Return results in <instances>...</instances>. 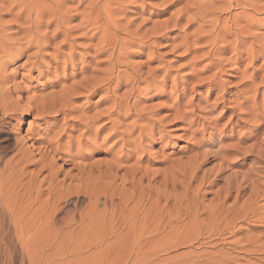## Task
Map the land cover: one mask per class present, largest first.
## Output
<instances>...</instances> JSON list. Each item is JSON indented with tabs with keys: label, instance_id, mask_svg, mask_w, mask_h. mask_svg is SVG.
<instances>
[{
	"label": "bare ground",
	"instance_id": "bare-ground-1",
	"mask_svg": "<svg viewBox=\"0 0 264 264\" xmlns=\"http://www.w3.org/2000/svg\"><path fill=\"white\" fill-rule=\"evenodd\" d=\"M77 1L75 9L83 8V10L77 12L79 21L71 25L65 23V20L68 19L67 16L60 13L52 15L54 23L44 20L43 0H0V59H2L0 60V217L13 216L12 205L22 204L24 206L26 203L27 206V203L30 202L31 204L39 199L45 190L49 199L47 205L50 206L52 202L48 217H57L58 214L66 211V209L63 210V203L72 201L71 195L76 194L78 196L79 186L85 185L82 184L81 174L96 172V180L93 179L95 183L98 182L97 177L103 182L104 177H107V169H105L107 161L110 163L116 158L115 162L113 160L114 163L111 164L112 166L117 165V160L123 159L121 156L124 153H121V151L126 148L127 144L133 145L135 149L140 151L142 150L141 145L144 138L150 135L157 125H160L161 130L163 129L164 126H161L162 121L172 116L178 109H172L171 112L168 110L170 113L167 116L158 118L155 113H150L146 108L138 106L140 99L133 96L134 92L139 89L138 86L144 84L146 86H144L145 90L156 86L157 77L159 76H157L155 69L143 71L142 66L130 62L128 56L151 48L157 39L166 33L167 29L177 28L181 22L184 23L183 33L185 34L186 30H190L188 36H184V43H187L185 49L188 52L197 47L196 43L204 41L207 49L198 57L202 61H206L202 66L204 70L211 71L213 69L208 77L212 81L220 78L221 72L225 71L226 66L241 62L243 54H247L246 60L249 64H253L260 56L264 57V39H261L259 34L252 31L258 23L264 21V0H218L202 3L199 0H174L166 8L168 12V9L174 7L169 12L168 17L162 21L153 22L151 30L145 29L142 34H140V31L143 29L142 22L144 20H141V16L137 18L141 20L137 23L134 20L135 18H129L126 16L127 12L125 11L126 14L124 12L125 7H127L125 3L128 2L132 6L138 0L127 2L113 0L116 4L114 6L110 0ZM66 10L70 11L69 8H66ZM232 10H236V12H232ZM252 14L263 16L261 20H256L254 19L256 16L253 17ZM4 15H10L12 18L4 20L2 18ZM74 16L76 14L69 16V19L72 20ZM120 34L123 35L122 38ZM148 37L152 38L153 41L150 42ZM200 47L202 48V46ZM132 48L137 49V52H132ZM227 52L231 56L229 58L223 57V54ZM19 58L24 59V61L20 60L22 63L19 64V67L17 66L18 68L16 67L18 70L8 73L5 70L7 63ZM252 72L255 73L256 69L254 68ZM49 74L52 78L45 79L38 87H30L29 82L31 80L41 79ZM166 75L164 74L162 81ZM253 79L251 76L250 81L252 82ZM121 89L123 90L121 91ZM229 90L228 92H230ZM236 92L247 93L248 90H237ZM96 95L99 96V99L95 103H91V98ZM80 99L85 100L80 103ZM256 107H254L256 110L261 109L264 112V103L259 102ZM234 112L237 111L234 110ZM255 112L258 113V111ZM147 113L148 116H146ZM235 114L237 115V113ZM251 114H253V111ZM253 115H256V113ZM26 116L32 118L31 123L38 122L39 125L37 128H33L34 130L28 131L27 135L16 134L15 129L18 121ZM127 118L132 120L125 123L124 120ZM179 118L184 119L183 114L176 113L171 120ZM47 119L51 120L50 126L45 125ZM140 119H144V122L137 124L136 121ZM187 124L190 126L193 124L202 125L201 131L206 128L204 122L196 119L188 121ZM260 127V125H256L253 128L255 142L257 135L262 130H260ZM136 129L138 130L137 134L132 136ZM195 132L198 131L195 130ZM262 132L264 134V130ZM114 137L117 138L112 144L108 145V139ZM99 138L101 139L100 143L98 142ZM261 139L260 146L258 143V146L256 144H254L256 146L251 145L255 147H252L254 153L257 147L258 150L260 148L258 155L245 154L252 151L249 148L250 145L242 148L239 143L234 144L231 149L207 151L202 156L200 155L199 161L202 159V163L218 159L219 163L217 165L220 167L225 162L229 166L227 160L231 155L237 158L236 164H242L249 156H253L255 159L254 164H251L245 172H234L231 175L227 174L228 176L223 175V177L222 173L217 171L220 174L212 176L209 185L218 180H223L224 183L225 195L223 194L224 196L221 197L223 199L220 202L223 203L221 205H224L226 201L224 199L228 195L230 198L232 193L235 194L234 202L243 193L249 191L250 196L253 195L255 199L264 196V137ZM62 144L64 146H61ZM117 145L119 146L117 147ZM9 147L13 150V153L8 159H5L3 157ZM113 150L114 156L110 159L111 161L104 159L87 162L95 154L106 155ZM131 152L135 151L131 150ZM235 157H233L234 160ZM233 159L232 161H234ZM58 161L71 165V171L76 170L72 177L77 179L78 183L73 185L72 178L68 176L69 174H65L63 178L58 179L62 168L56 166ZM202 163L199 162L200 169ZM63 164L62 166H64ZM135 165L140 167L138 164ZM135 165L133 166L137 171ZM192 165L194 169L195 164ZM29 166H34L35 170H27ZM108 167L106 166V168ZM111 168L113 169V167ZM195 170L197 171L196 167ZM45 171H47V174L44 176L43 172ZM136 171H133L134 174ZM197 172L199 173V171ZM197 172L193 174L196 176ZM217 172L216 174H218ZM207 175H209V172ZM67 179L70 182H67ZM208 181H205V183ZM107 182L105 178L103 185ZM45 183L47 188L42 189ZM147 184L150 186L149 183ZM97 187L101 188L102 186ZM83 188L84 191H89V189L86 190V186ZM146 188L150 189L148 186ZM101 189L99 193L103 198ZM221 193L220 195H222ZM100 194L98 195L100 196ZM98 195L93 196L94 204L102 199ZM77 196L75 197L79 198ZM81 198L84 197L81 195ZM182 199L184 198L182 197ZM218 199L217 201H219ZM105 200L106 197L101 202L103 203ZM200 200L199 202L202 203L203 201ZM111 202L112 199H109L108 205ZM220 203L217 204L220 205ZM231 204L232 202L228 203V207ZM235 204L237 203L235 202ZM263 204L258 205L256 203L255 206V201L251 200L250 205L246 209L241 208L242 210L236 205L240 210L231 212L229 209V216L227 217L231 218H227L228 220L225 219L226 216L223 217L228 212L224 209L227 212H223V215H221L223 219H221H225V224L221 228L218 226L217 228L220 231L219 233L216 231L217 236L214 235L220 241L218 243L217 240L218 242L216 241L215 245L218 244L221 247L216 245L220 248L210 251L211 253L207 252L208 254L202 252V254H206L200 256L201 258L204 257L202 263L264 264ZM188 205L190 206V204ZM206 205L203 206V209ZM241 205L244 206V203ZM26 206L25 209L29 207ZM178 206L183 207L181 203ZM193 206L191 205L192 210L196 208H193ZM222 207L219 206V208ZM232 207L234 209V205ZM252 207H255V209ZM188 208L190 209V207ZM210 208L212 209V207ZM203 209L197 210L201 212ZM203 211V213L206 212L205 209ZM242 211L244 212L242 213ZM255 211L257 217H248L250 213ZM212 212L208 211L207 214L209 215L205 213L206 217L209 218L208 220H210L209 216H212ZM40 213L43 212L40 211ZM65 213L66 215L63 213L65 216L62 215V217H66L72 212ZM192 213L195 212L192 211ZM202 215L200 213L201 217ZM200 216L198 215V217ZM215 216L219 224L220 214ZM193 217H195L194 214ZM251 222L258 223L260 229L256 233L248 230L246 233L240 234L246 228L244 224L249 225ZM240 223L243 224L230 231ZM218 224L215 223L214 225L217 226ZM224 231L228 235L227 233L226 236L223 235ZM211 245H214V243ZM198 259H200L199 255ZM198 261L200 262V260ZM202 263L200 262V264Z\"/></svg>",
	"mask_w": 264,
	"mask_h": 264
},
{
	"label": "rangeland",
	"instance_id": "rangeland-1",
	"mask_svg": "<svg viewBox=\"0 0 264 264\" xmlns=\"http://www.w3.org/2000/svg\"><path fill=\"white\" fill-rule=\"evenodd\" d=\"M199 1L202 3L218 0ZM77 2V0H43L44 20L54 23L52 15L60 13L67 16L68 19L65 20V23L76 24L79 21L77 12L83 10V8L75 9ZM110 2L113 3V6L116 5L113 0H110ZM117 2H121V0ZM173 2L174 0H138L132 6L127 2L125 3L127 7H125L124 12H127L126 16L129 18H135L134 20L137 23L144 20L142 22L143 29L140 31V34H142L145 29L151 30L153 22H159L168 17L169 12L174 7L168 9V12L166 8ZM66 8H69L70 11H67ZM232 12H236V10H232ZM72 14H76V16L71 20L69 16ZM252 15L257 17L254 18L256 20H261L263 16L260 14ZM140 16L141 20L137 19ZM2 18L8 20L12 17L4 15ZM183 24L181 22L179 27L167 29L166 33L157 39L151 48L145 49L141 53L139 51L133 53L128 56V60L133 64H140L143 71L155 69L157 76H159L157 77L156 86L149 87L147 90H145L144 84L138 86L139 89L133 94V96L140 99L138 106L146 108L150 113H155L158 118L167 116L172 109H178L172 116L176 113L183 114L184 119L171 120L172 116L165 118L162 121L161 126H164L162 130L160 125H157L152 133L144 138L141 152L135 149L133 145L127 144L126 148L121 151V153H124L121 156L123 159L117 160L119 168L116 164L113 166L111 164L115 162L116 158L113 159L114 162L113 160L110 163L107 161L106 166L109 167L106 168L105 166L107 177H104L103 182H105V178L108 182L104 185L98 177V182H96L101 184L98 185L93 180L97 176L96 172L81 174L82 184L85 185L79 186V195L72 194L71 199L73 200L63 203V210L66 209L65 212L67 213L72 212L70 215L62 217L66 213L61 212L57 217H48L52 202L50 206L47 205L49 199L46 190L39 199L31 204L30 202L27 203L29 207L26 206V203L24 206L22 204L12 205L14 215L0 217V264H200L204 258H201L204 254L202 252L208 254L221 247V245L216 244L220 247L215 245L219 238L214 235H218L216 231L219 233V228L225 224L224 220L231 218L227 217L229 216V209L231 212L239 211L243 207L246 209L251 200L255 201V206L256 203L258 205L264 203V196L255 199L253 195L250 196V191L247 190L248 193H243L244 195L242 194L237 201L235 200L237 204L233 201L235 194L232 193L230 198L228 195L227 199H224V201L226 200L224 205H221L223 204L220 203L223 201L221 197L225 195L223 180L212 182L209 185L214 174L217 176L221 172L223 176L231 175L234 172L239 173V171L240 173L245 172L251 164H254L255 159L253 156L247 157L242 164H236L237 158L229 155L232 159L235 157V160L226 159L229 166L225 162L222 167L217 165L219 163L218 159L210 162L204 161L203 163L202 159L199 161L200 155L202 156L207 151L231 149L234 144L238 143L242 148L250 145L249 148L252 151L245 154L258 155L260 153V148L258 150L257 147L255 154L253 152L255 147L253 146L262 143L260 140L264 137L262 132L264 130V112L261 109H259L260 112L256 110L259 102L264 103V57L260 56L253 64H249L246 60L247 54H243L241 62L226 66L225 71L221 72L220 78L218 77L220 80H209L208 77L213 69L211 71L204 70L202 66L206 61H202L198 57L207 49L206 44L204 41H200L196 43L197 47L188 52L185 49L187 43H184V36H188L190 30H186L184 34ZM252 31L259 34L261 39H264V21L258 23ZM120 37L122 38L123 35L120 34ZM148 38L150 42L153 41L152 38ZM131 51L137 52V49L132 48ZM229 56H231L229 52L223 54L225 58H229ZM20 60L24 61V59L19 58L10 61L11 63L8 62L5 70L8 73L15 72L18 70L19 64L22 63ZM254 68L256 69L255 73L252 72ZM164 74L167 75L164 78L165 80L162 81ZM251 76L254 78L252 82L250 81ZM47 78H52V76L49 74L41 79H33L29 82V85L30 87H38ZM237 90H248V92L240 93L236 92ZM98 99V95L93 96L91 103H95ZM84 100L80 99L79 102L82 103ZM234 110L237 112H234ZM252 111L256 115L251 114ZM255 111H258V113ZM146 116H148V113ZM194 119L204 122L205 130L201 131L202 125L193 124L190 126L187 124L188 121ZM131 120V118H127L124 121L127 123ZM143 120L140 119L136 122L142 124ZM31 122L32 118L30 116L18 121L15 133L24 136L27 135L28 131L34 130L33 128H37L39 125L38 122ZM46 122L45 125L50 126L51 120L47 119ZM256 125H260V130H262L257 135L255 142L253 128ZM195 130L198 132H195ZM137 131V129L134 130L132 136H135ZM116 138L108 139L107 144H112ZM100 140L99 138V143ZM131 150L135 152H131ZM12 153L13 150L10 147L7 148L3 158L8 159ZM113 156L114 150L106 155L95 154L87 162L110 160ZM199 162L202 163L201 169ZM193 163L199 173L196 170L194 171ZM62 164L63 161H58L56 165L62 167L58 179L63 178L65 174H69L68 176L72 178L73 185L78 183L79 181L72 177L76 170L71 171L72 166L68 163L63 164L64 166ZM135 164H138L141 168ZM196 164H198V168ZM133 165L137 167V171ZM27 170H35V167L29 166ZM133 171H136V175ZM195 172H197V177L193 174ZM208 172L209 175H207ZM203 173H206V176ZM46 174L47 171L43 172L44 176ZM202 178L205 180L201 181ZM66 181L70 182L68 179ZM205 181L209 183H205ZM95 184L99 187L102 186V189ZM46 186L45 183L42 189H46ZM85 186L87 187L86 190L89 189V191L87 190L89 193L83 190ZM147 186L150 189H147ZM100 189L103 192V198L106 197L104 204L101 202L103 198L99 193ZM81 195L85 199L81 198ZM94 195H98L100 199L102 198L99 200L100 202L94 204ZM218 195L221 200L218 199ZM89 196L90 198H88ZM193 197L196 201L195 204L192 201ZM247 197L249 198L246 199ZM198 198L199 200L202 198L200 201L204 202H202L203 205ZM109 199H112L111 204L113 205H108ZM178 200L179 202H177ZM231 202L232 204L228 207V203ZM177 203L178 205L181 203L183 207L178 206ZM214 203L216 204L214 205ZM217 203H220V205ZM242 203H244V206L241 205ZM191 205H194L193 208L196 207V210L203 209V206L206 205V208L204 207L206 214L208 211H213L212 216L220 214L219 220L225 216L226 218L221 219L222 222L220 220L218 224L215 219L216 216H209L210 220H208L209 218L203 213L204 209L201 212L195 209L192 210ZM215 206L218 210L224 208L220 211L214 208V211L213 207ZM219 206L223 207L219 208ZM186 208L195 213L186 210ZM252 208L255 209V207ZM262 208L264 210V204ZM39 210L43 213H40ZM199 212L205 217L203 215L201 217ZM223 212H227V214L222 217ZM193 214L195 217H193ZM248 217H257L256 211L250 213ZM211 220H214L218 225H214V221ZM241 224L243 223L237 224L230 231L235 230ZM218 226L219 228H217ZM244 227H246L245 230L240 234L246 233L248 230L256 233L260 229L258 223L253 222L249 225L244 224ZM226 233L224 231L223 235L226 236ZM213 243L214 245H211ZM198 255L200 259H198Z\"/></svg>",
	"mask_w": 264,
	"mask_h": 264
}]
</instances>
